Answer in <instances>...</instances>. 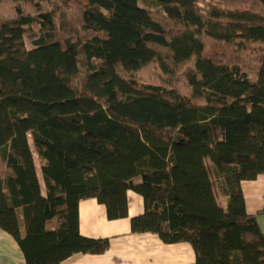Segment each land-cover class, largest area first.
I'll list each match as a JSON object with an SVG mask.
<instances>
[{
	"label": "trees",
	"instance_id": "16d2710c",
	"mask_svg": "<svg viewBox=\"0 0 264 264\" xmlns=\"http://www.w3.org/2000/svg\"><path fill=\"white\" fill-rule=\"evenodd\" d=\"M154 1L0 0V227L26 264L105 253L79 203L125 218L129 190L134 233L264 264L241 187L264 174V0Z\"/></svg>",
	"mask_w": 264,
	"mask_h": 264
},
{
	"label": "crops",
	"instance_id": "0c3cea01",
	"mask_svg": "<svg viewBox=\"0 0 264 264\" xmlns=\"http://www.w3.org/2000/svg\"><path fill=\"white\" fill-rule=\"evenodd\" d=\"M42 192L46 186L35 159ZM0 173L5 174V163L0 157ZM247 212L257 217L264 233V174L253 180L241 182ZM128 216L111 220L107 208L96 198L83 199L79 203V230L89 238H109L110 247L102 254L77 253L61 264H196V254L187 242L168 244L155 233H134L131 219L145 212L144 198L138 193L127 192ZM22 233L25 222L22 209L18 210ZM56 218L49 225L54 228ZM0 264H26L25 254L17 239L0 227Z\"/></svg>",
	"mask_w": 264,
	"mask_h": 264
},
{
	"label": "rangeland",
	"instance_id": "374dc122",
	"mask_svg": "<svg viewBox=\"0 0 264 264\" xmlns=\"http://www.w3.org/2000/svg\"><path fill=\"white\" fill-rule=\"evenodd\" d=\"M139 2H140L141 6L149 8V9H155V10H163L164 9V7L160 3H158L157 1H154V0H139ZM28 47L31 48V45L28 44ZM30 143H31V146H32V149L34 152V157L36 159L37 165L40 168V160H39L38 154L35 150V147L33 145L32 138H30Z\"/></svg>",
	"mask_w": 264,
	"mask_h": 264
}]
</instances>
